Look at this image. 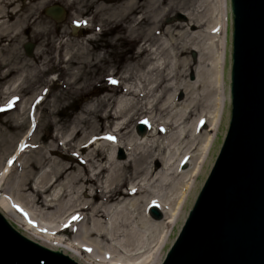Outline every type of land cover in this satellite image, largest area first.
Here are the masks:
<instances>
[{"label": "rangeland", "instance_id": "obj_1", "mask_svg": "<svg viewBox=\"0 0 264 264\" xmlns=\"http://www.w3.org/2000/svg\"><path fill=\"white\" fill-rule=\"evenodd\" d=\"M10 1L14 2L7 5ZM124 2L47 0L40 4L36 0H0L1 15L5 11L19 15L21 9L22 29L16 48H9L12 57L0 68V72L13 70L10 77L0 81V188L9 192L27 215L39 221L51 220L61 226L67 221L68 212L64 210L81 199V188L74 185L75 178L82 174L80 165L74 162L73 172L62 173L61 166L67 162L48 154L57 146L63 155L89 159L86 165L93 176L99 157L93 158L94 148L87 153L78 151L83 137L87 136L97 148L102 146L107 156H112L113 151L106 139L110 143L119 141L115 148L119 161L111 165L103 162L108 168L92 188L101 190L111 185L114 170L122 174L120 181L124 183L117 188L121 193L137 184L142 188L137 196L121 201L123 197L116 195L103 205L109 214L104 220L108 223L113 221L120 202L134 198L140 199V208L130 215L131 223L144 214L157 215L155 211L148 213L143 206L150 200L164 206L163 216L168 217L167 185H148V178L137 177L139 170L163 166L162 158L168 161L176 152L173 168L168 172L160 170L159 175L170 183L183 181L199 159L211 126L216 90L211 80L210 84L200 82L214 70L218 51L216 32L210 31L215 22L209 24L215 0H141L142 9L130 15L131 19L119 15ZM54 3L65 8L60 21L44 13V8ZM137 20L141 21L136 24ZM74 24H79L76 31ZM19 82L18 90L4 98L1 91ZM108 111L113 115L110 118L105 117ZM124 122L128 123L127 129L117 133ZM142 124L148 137L136 140L141 142L138 148L126 149L133 140L132 133L142 135ZM179 127L184 130L181 135ZM75 131L77 136L69 141ZM173 140L177 145H172ZM16 150L21 155L13 165ZM53 161H57L55 165ZM123 164L127 167L123 168ZM25 175L32 181L31 188L39 190V199L51 201L53 209L45 210L31 202L35 195L26 189L27 183L17 186ZM45 176L47 184L42 181ZM92 188L86 191L92 194ZM104 192L102 196L109 195ZM20 216L25 215L21 212ZM86 227H90L89 218L73 224L60 238H77L90 253L92 237L82 233ZM127 229L121 226L119 233L128 234ZM95 242L100 254H105L120 241L95 238Z\"/></svg>", "mask_w": 264, "mask_h": 264}, {"label": "water", "instance_id": "obj_2", "mask_svg": "<svg viewBox=\"0 0 264 264\" xmlns=\"http://www.w3.org/2000/svg\"><path fill=\"white\" fill-rule=\"evenodd\" d=\"M221 112L153 264H264V0H220ZM45 13L59 20L63 9ZM0 264H83L0 212Z\"/></svg>", "mask_w": 264, "mask_h": 264}, {"label": "bare ground", "instance_id": "obj_3", "mask_svg": "<svg viewBox=\"0 0 264 264\" xmlns=\"http://www.w3.org/2000/svg\"><path fill=\"white\" fill-rule=\"evenodd\" d=\"M36 1L42 4L47 0ZM140 1L141 0H125L122 6H120L121 9L119 10V15H121V17L125 16L126 19H131L130 15H132L136 10L138 11L142 9L139 5ZM13 2L14 1H10L7 5L12 4ZM211 10L212 13L214 12V16L209 24H213L215 22V26L210 31L216 32V39L219 43L217 48L218 51L215 55L214 70L209 77L204 79L202 78L200 82L203 83L204 81V84H210L212 81V84H214L216 90L214 94V109L211 113V126L210 128H208L209 132L206 134L205 142L201 145L199 159L197 158L198 161L196 160V164L192 168V171H190L183 177V181L178 180L170 183L169 181H165L164 178L159 175L160 170L168 172L173 168L171 162L176 152L172 155V158H169L168 161H166V159L163 161L162 158L163 166H146V168L142 167L138 172L139 176L136 175L138 178L141 177V175H143L144 178H148V185L150 184V182H152V184H155V182H163L165 183V185H167V195H169V197L167 196L165 200L168 201V217L163 216L165 209L164 206L154 203L155 200H150L145 202L143 206L147 208L148 213L155 211L157 215L144 214V216L138 217L137 222L131 223V214L136 213L137 208H140V199L134 198L129 202H120L119 206L114 211L115 217L113 218V221L110 223L105 222L104 220H107L109 218V214L103 209V205L112 201L116 195H121L123 197L121 201L129 197L137 196L140 194L139 190L142 187H140L141 184H137L138 187L130 189L131 191H127L124 194L121 193V191L119 189L117 190V188L121 186L122 183H124L120 181L122 174L116 173L114 170L110 176L111 185L107 186L105 189L101 187V190H98L95 187L92 188L95 185L96 178L108 168V166L103 162L111 165L116 164V162L119 161V158L116 157L115 153V148L116 146H118L119 141L117 143H110V140L106 139V143L108 145H111L113 151L112 156H107L105 154V149L102 146H98V148L95 147V143L88 140L87 136H84V139L81 140L80 145L78 146V151L83 153L94 148L93 158L99 157V164L94 167V169L96 168L97 171L93 174V176L89 175V168L86 165V161H88L89 159L83 160L75 155H63L60 153L58 146L56 148L50 149L48 152L49 156L58 155L61 161L67 162L66 166H61L62 173L73 172L76 169L74 162L79 163V168L82 172L81 176L76 177L74 180V185L78 186L79 189L81 188V192L79 195L81 199H79L80 201L78 204L74 203L70 205L69 208L64 210L68 212L67 222L59 226V223H52L53 221L51 220L44 219L45 221L42 222L37 220L32 215H27L26 212L23 211L22 205L19 206L11 197L9 192L5 191V189L3 188H0V190L2 189V192H0V212L11 221L19 225L22 228V232L24 234L31 235V238L36 239L39 242H49L55 245H62L64 252L73 253L76 260L82 262L83 264H153L159 245L166 243L168 240L179 205H185V191H191V179H199L201 176L202 171L198 175L199 169L200 166H202L204 157L208 154L209 147L221 112L220 54H224L225 46L220 0H215L214 5H211ZM20 11L21 9L19 10V15ZM19 15L15 12L9 11H5L4 15L0 14V68L6 66L9 58L12 57V50L9 48H16V44L20 38L22 29L20 28L21 20L19 18ZM4 16L6 18H4ZM140 21L141 20H137L136 24H138ZM78 25L79 24H74L72 26L74 31L77 30ZM209 40L212 41V39L210 38ZM3 42H6V44H3ZM3 48L7 49L3 50ZM12 73L13 70L9 68L4 72L1 71L0 81L10 77ZM21 81H23L22 77ZM9 86H7L5 90L1 91L5 94L4 98L6 99H8V97L11 96L13 92H16L18 90V88L20 87V82L17 85H14V88L12 89ZM128 92L132 93V91ZM8 102L9 101H6L5 103ZM111 116L113 115L110 111H108L105 115V117L107 118H110ZM130 120L131 116H129L128 118V121ZM127 124V122H124L122 126H119L120 128L117 130V133L127 129ZM140 127H142V135L139 136V132V135L132 133L133 140L131 143H129V148L126 149L129 150L131 148H138L141 142H137L136 140H142L148 137V131L146 130L145 126L142 124ZM183 131L184 130L179 127V135H181ZM77 134L78 131H75L74 135L70 138L69 141L74 139ZM179 135H177V137H179ZM172 145H177L176 140L172 141ZM20 155V150H16L15 155L11 160V163H13V165L14 163H16ZM56 162L53 161V164L55 165ZM124 167H127V164H123V168ZM6 170L7 166L4 167V173H6ZM161 173L162 176L166 178L165 172ZM27 178H29V176L25 175L22 180H18L17 186H23L27 183L26 189L30 190L35 195L34 199L32 201L31 199H29L28 202L31 201L33 203H36L37 205L44 207L45 210L53 209L54 204L51 201L44 202V200L39 199L37 195V193H39V190L36 189L35 186L34 188H31L30 182L32 181ZM140 179H142L141 182L144 180L143 178ZM42 181L43 184H47L49 182V179L47 180V176H45ZM54 182H56V180L53 181V183ZM53 183H51L50 186L53 185ZM163 183H161L160 185H163ZM90 188H92V194L86 191ZM103 189L106 190V192H104ZM103 192L109 195L102 196ZM154 196L156 197L155 193ZM148 202H150V208L147 206ZM21 212L25 216L21 217ZM88 218L90 220V227H86L85 230H82V233L85 234L83 235L85 237H92V243L90 242L89 244L93 245V248L91 249L90 253L83 245L80 244L81 241L77 238H71L67 241L60 238L62 237L61 235L66 233L74 223L85 221ZM121 226L129 228L126 230L128 231V234L119 233V229L121 228ZM95 238H102L106 241L112 240L120 242L117 243L118 245H113L108 253L104 254L103 252V254H100L101 251H98Z\"/></svg>", "mask_w": 264, "mask_h": 264}]
</instances>
